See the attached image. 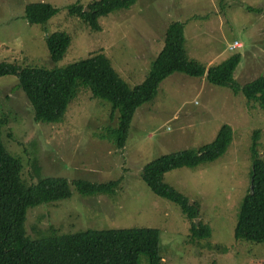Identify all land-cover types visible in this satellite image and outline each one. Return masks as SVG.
Segmentation results:
<instances>
[{
  "label": "rangeland",
  "instance_id": "374dc122",
  "mask_svg": "<svg viewBox=\"0 0 264 264\" xmlns=\"http://www.w3.org/2000/svg\"><path fill=\"white\" fill-rule=\"evenodd\" d=\"M29 1L37 0H0V61L49 68L103 52L128 85L135 86L161 49L168 22L178 18L186 24L185 47L191 58L209 67L237 52L241 60L234 77L240 84L264 75V0H136L129 8L100 16L99 31L68 12L77 0H42L58 11L46 31L30 25L23 17ZM54 31L72 37L68 52L56 63L45 44V35ZM234 40L241 46L230 50ZM16 83L14 76L0 77V118L5 120L4 143L22 159L25 178L35 160L43 176L120 181L113 196L74 191L70 198L32 207L26 223L31 236L51 227L68 232L147 226L160 230L162 264H264L263 244L233 236L240 201L250 186L249 145L255 130L260 131L258 150L264 156V109L255 102L204 77L174 73L161 83L157 97L138 108L119 149L97 136L105 126L115 125L116 115L110 119V105L92 98L88 89L79 91L64 121L43 123L33 120L32 107ZM223 124L231 127L233 139L222 156L165 174L167 183L198 202V223H210L209 238L191 241L192 222L181 206L155 195L141 172L146 162L162 154L211 142Z\"/></svg>",
  "mask_w": 264,
  "mask_h": 264
},
{
  "label": "trees",
  "instance_id": "16d2710c",
  "mask_svg": "<svg viewBox=\"0 0 264 264\" xmlns=\"http://www.w3.org/2000/svg\"><path fill=\"white\" fill-rule=\"evenodd\" d=\"M136 0H77L68 5V12L80 17L91 30L99 31V17L116 9L129 8ZM247 8L262 11L261 7ZM58 8L48 1H29L23 8L28 24H39L46 31L49 18ZM186 24L172 18L166 26L164 43L149 63L145 79L130 86L113 67L110 58L96 52L66 65L43 67L0 61V77L14 76L32 107L33 120L43 123L64 121L71 103L82 88L92 98L110 105L109 117L116 115L115 125H107L97 135L122 149L129 136L135 114L143 104L157 97L161 83L174 73L195 78H206L216 86L228 88L232 94H241L264 109V75L244 84L234 77L241 60L233 53L218 64L207 67L186 50ZM72 37L67 31L45 35V44L51 61H61L69 50ZM179 79L181 77H178ZM5 120L0 118V264H162L159 250L160 230L154 227H88L76 231L58 232L53 227L31 236L26 227L29 210L41 203L58 202L73 196H113L119 179L90 181L66 176H43L34 160L27 177L23 176L22 159L13 154L3 140ZM259 132L252 133L249 145L250 186L243 195L237 211L233 236L238 240L264 245V156L258 150ZM233 139V130L223 124L211 142L198 148H185L154 158L144 164L141 177L148 188L158 196L166 197L181 206L192 222L191 241H200L211 235L210 223L200 219L198 202L165 181V174L180 167L195 168L222 156ZM203 247L210 248L208 244ZM217 250L223 246L215 244Z\"/></svg>",
  "mask_w": 264,
  "mask_h": 264
},
{
  "label": "built area",
  "instance_id": "2783aa9c",
  "mask_svg": "<svg viewBox=\"0 0 264 264\" xmlns=\"http://www.w3.org/2000/svg\"><path fill=\"white\" fill-rule=\"evenodd\" d=\"M241 46V43L237 40H234L230 45H229V49L230 50H233V49H236L238 47Z\"/></svg>",
  "mask_w": 264,
  "mask_h": 264
},
{
  "label": "water",
  "instance_id": "95a60500",
  "mask_svg": "<svg viewBox=\"0 0 264 264\" xmlns=\"http://www.w3.org/2000/svg\"><path fill=\"white\" fill-rule=\"evenodd\" d=\"M250 191H252V185H250ZM192 202V201H191ZM197 223H198V219H196Z\"/></svg>",
  "mask_w": 264,
  "mask_h": 264
}]
</instances>
